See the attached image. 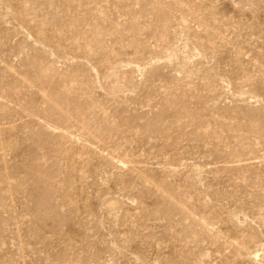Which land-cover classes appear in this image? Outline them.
<instances>
[{
  "label": "rangeland",
  "instance_id": "1",
  "mask_svg": "<svg viewBox=\"0 0 264 264\" xmlns=\"http://www.w3.org/2000/svg\"><path fill=\"white\" fill-rule=\"evenodd\" d=\"M0 264H264V0H0Z\"/></svg>",
  "mask_w": 264,
  "mask_h": 264
}]
</instances>
